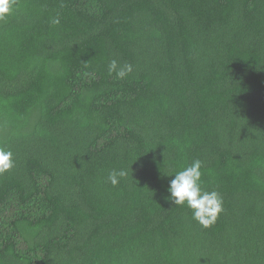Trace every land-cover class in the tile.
<instances>
[{
    "label": "trees",
    "instance_id": "obj_1",
    "mask_svg": "<svg viewBox=\"0 0 264 264\" xmlns=\"http://www.w3.org/2000/svg\"><path fill=\"white\" fill-rule=\"evenodd\" d=\"M14 7L0 19V148L15 161L0 264H264V0ZM113 59L133 71L110 74ZM197 159L223 198L208 228L166 199Z\"/></svg>",
    "mask_w": 264,
    "mask_h": 264
},
{
    "label": "clouds",
    "instance_id": "obj_2",
    "mask_svg": "<svg viewBox=\"0 0 264 264\" xmlns=\"http://www.w3.org/2000/svg\"><path fill=\"white\" fill-rule=\"evenodd\" d=\"M16 0H0V19L11 15L15 10ZM53 23H59L54 20ZM109 73H115L118 78H124L133 71L131 64L123 66L113 59L109 62ZM15 166L13 153L10 150L0 148V175L8 172ZM200 160H194L190 166L174 173L168 185L169 196L166 197L174 205H187L192 210L193 219L205 228L211 227L223 211V198L218 191H207L201 184ZM125 170L112 171L108 179L113 186L119 183V179L126 177ZM172 175V174H169Z\"/></svg>",
    "mask_w": 264,
    "mask_h": 264
}]
</instances>
